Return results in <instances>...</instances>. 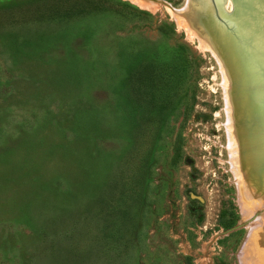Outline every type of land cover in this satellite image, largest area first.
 Returning a JSON list of instances; mask_svg holds the SVG:
<instances>
[{"label": "rangeland", "instance_id": "rangeland-1", "mask_svg": "<svg viewBox=\"0 0 264 264\" xmlns=\"http://www.w3.org/2000/svg\"><path fill=\"white\" fill-rule=\"evenodd\" d=\"M113 1L127 14L0 40V264H264V175L234 174L219 64L168 9L185 0ZM96 226L114 249L79 257Z\"/></svg>", "mask_w": 264, "mask_h": 264}, {"label": "trees", "instance_id": "trees-1", "mask_svg": "<svg viewBox=\"0 0 264 264\" xmlns=\"http://www.w3.org/2000/svg\"><path fill=\"white\" fill-rule=\"evenodd\" d=\"M106 13L124 15L127 11L118 8L113 0H0V40L12 45L33 47L36 40L48 39L46 37H49L52 30L60 32L73 22ZM57 35L58 33L55 37ZM137 70V80L144 84L162 86L168 80L162 79L155 66L148 63H143ZM91 220L95 226V219ZM107 237L109 234L101 226H96L88 233L89 242L85 247V254L78 256L97 260L98 254L105 253L109 248L114 249ZM76 249L75 244V249L72 250L74 255H77ZM118 249L119 246L116 245L115 251H119ZM55 250L56 254L60 251L58 247Z\"/></svg>", "mask_w": 264, "mask_h": 264}, {"label": "bare ground", "instance_id": "bare-ground-1", "mask_svg": "<svg viewBox=\"0 0 264 264\" xmlns=\"http://www.w3.org/2000/svg\"><path fill=\"white\" fill-rule=\"evenodd\" d=\"M185 0L182 8L176 10L168 8L172 16L181 17V19L187 20L193 24V30L196 35H198V42L201 43V46L205 50H209L216 57V60L220 67V75L222 84L225 83V87L222 88L224 93V104H225V119L227 125L226 131V144L229 150V155L232 161V166L234 169V174L242 173V166L249 168V171L255 170L258 175H264V92L263 88H260V84L256 82V77L252 74H244L243 76L235 79L234 75H229L230 73L223 67V64L218 60L216 51L214 49V33L215 31L214 24L209 23V30L211 32L205 33L199 32L201 28L200 22L195 17L196 11L192 13L191 6H194L196 9H200L204 15L207 14L210 21L215 20L216 23H220V19L216 16L219 12L218 9L227 8L228 0ZM230 7V6H229ZM231 8V7H230ZM226 10V9H224ZM200 11V12H201ZM229 11V10H226ZM216 16V17H215ZM204 19V18H203ZM197 30H196V29ZM202 29V28H201ZM204 30V29H203ZM199 32V33H198ZM212 33V37L209 36ZM223 58V57H222ZM215 59V58H214ZM225 59V58H224ZM226 60V59H225ZM227 61V60H226ZM228 66V65H227ZM230 69V68H229ZM230 71V70H229ZM230 76L234 78V82L237 84L241 90L240 102V111L235 112L234 122L236 129L232 126L231 121L233 117V112H231L232 100L229 97L227 92L228 82L230 83ZM221 82V81H220ZM232 83V82H231ZM221 84V85H222ZM234 87V86H233ZM257 89V91H256ZM233 95V94H232ZM235 97V95H234ZM235 100V99H234ZM250 101L252 103H250ZM243 109V110H242ZM226 128V127H225ZM235 130V131H234ZM237 130V131H236ZM238 176V175H237ZM240 184L245 188V197L250 198V191L247 189L246 185L250 184V181L246 179L244 175H240ZM253 186L250 184V189ZM264 200V199H263Z\"/></svg>", "mask_w": 264, "mask_h": 264}, {"label": "water", "instance_id": "water-1", "mask_svg": "<svg viewBox=\"0 0 264 264\" xmlns=\"http://www.w3.org/2000/svg\"><path fill=\"white\" fill-rule=\"evenodd\" d=\"M230 2L231 10L228 14L218 9L216 16L220 23L215 20L211 22L205 14L204 25L211 32L207 22L214 24V44L229 60L235 79L244 74H252L264 92V0Z\"/></svg>", "mask_w": 264, "mask_h": 264}]
</instances>
